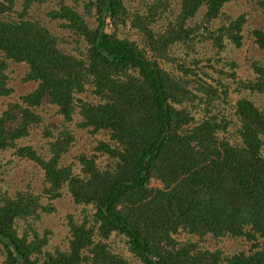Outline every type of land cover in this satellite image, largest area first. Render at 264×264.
I'll list each match as a JSON object with an SVG mask.
<instances>
[{"label":"trees","instance_id":"1","mask_svg":"<svg viewBox=\"0 0 264 264\" xmlns=\"http://www.w3.org/2000/svg\"><path fill=\"white\" fill-rule=\"evenodd\" d=\"M47 1L0 0V155L14 149L46 178L41 188L28 182L0 195V264H136L114 238L139 264H264V55L251 58L252 74H239L229 51L242 47L247 18L225 10L242 0H182L178 12L169 0H149L131 13L125 0H58L46 16L75 37L79 46L69 52L31 12ZM245 1L264 13V0ZM121 27L143 34L145 46L121 37ZM251 31L264 50V25ZM188 50L210 56L191 59ZM10 62L23 65L24 83H35L21 102L6 100ZM196 100L205 113L192 112ZM44 101L64 117L44 125L49 159L21 145L41 124ZM76 113L77 127L100 134L94 150L103 155L77 150L74 170L75 160L62 157L76 144L66 126ZM65 190L85 207L81 222L68 214L69 247L45 252L47 235L34 224L56 205L40 197ZM181 233L187 237L178 240ZM206 239L225 247L210 249Z\"/></svg>","mask_w":264,"mask_h":264},{"label":"rangeland","instance_id":"2","mask_svg":"<svg viewBox=\"0 0 264 264\" xmlns=\"http://www.w3.org/2000/svg\"><path fill=\"white\" fill-rule=\"evenodd\" d=\"M21 1V0H19ZM55 1L58 0H48L47 2H44L43 5H33L31 12L34 13V18L39 19L41 22H43L44 26L49 29V31L56 37L60 38L62 40L61 44L64 46L65 49H67L69 46L71 47H78L79 44L75 43L73 40L75 37L71 34H69V31L63 28L61 25V20H52L49 19L46 14L51 10L52 8H56ZM149 2V0H125V7L128 9V11L131 13L133 11L139 10L140 12H144L146 9V5ZM170 4L173 6V8L178 12L181 8V2L182 0H169ZM80 11H82V8L79 7ZM231 9L230 13L234 16L240 15L244 13L247 18V22L244 24V32L245 37L243 40V45L241 48H233L232 51H229V55L231 59H237V62L239 64V74L250 75L252 74V71L250 69V63L251 58H259L264 55V50H261L258 44H255L253 41L255 38L251 35L253 28H259L263 27L264 25V13H262L261 9L257 7V5L254 4V1H248L246 3L245 0H242L240 3H236L234 1L230 2L226 5L225 10ZM205 11V7L203 6L200 9V15L195 19L198 20ZM85 19L88 23H90L91 27L97 26V20L94 18V16H90L89 14L85 15ZM192 23V21H191ZM120 35L121 37H126L128 39L134 40L137 43H139L142 47L145 46V39L143 34L141 36L137 35L136 31L133 29H128V27H121L120 28ZM174 47V46H173ZM172 47V49H173ZM178 48V47H177ZM171 49V50H172ZM198 50V44L197 48ZM76 53V52H75ZM188 55L192 59L196 58L197 56L201 57L203 61L206 57L210 56V53L207 52V50H202V53L198 54L194 51L188 50ZM221 63L218 65L220 66ZM9 66V72H10V86L13 88V92L11 95H9L6 100L7 101H19L21 102V96L24 94H27L31 92L34 87V82L24 83L22 81V75L24 71L23 65H20L15 62L8 63ZM211 76L217 77L218 75L211 71ZM230 91V88H229ZM234 97H236L235 94H233ZM262 96L260 95V98ZM90 100H93L92 97H90ZM259 98V99H260ZM1 101V99H0ZM261 103L260 101H258ZM5 104L3 102H0V114L2 109L4 108ZM205 107L200 100H196L191 105V109L193 113H205L202 112V109ZM56 108L50 105L48 102L44 101L43 106L40 108L39 112L43 116V120L41 121V124L37 127H33L30 130V134L23 138L21 141V145H32L33 148L45 159H49L51 157L50 152V145L49 142L51 138H46L42 133L44 129V125H47L50 121L56 122L58 125H61L64 121V117L62 115H56ZM81 120V117L79 114H74L73 120L66 123V126L71 129L76 136V144L74 147H72L71 152L70 150L63 155L62 161L65 163H70L73 159L75 160L76 166L74 167V170L77 169L78 165V159H75L74 155L77 150H81L83 153H94L99 155H103L102 152L95 151L94 146H97L96 141L98 138H100L99 133H95L94 135L89 132L92 128H79L77 127L78 122ZM62 121V122H61ZM51 129V127H48ZM1 162L4 164L6 161L10 162V159H13L10 166L2 165L0 166V195L8 193L9 195L13 194L15 191L22 189L24 190L28 184V182L31 183L33 189H37L38 187L41 188V184L46 181L45 178V171L36 163L31 160H29L26 157H19L14 156V149H9L8 151L2 153L0 155ZM62 161H60V165H65ZM100 161L106 164V157L102 156L100 157ZM3 169V170H2ZM48 185V183L46 182ZM154 186H159L160 184L157 182L153 183ZM31 192L35 193L33 190ZM63 195L61 197L56 198L55 200H51L50 196L48 194L42 193L40 197V202L43 203V205H49V204H55L56 210L53 212H45L41 214V218L34 224L40 233H45L47 235V244L43 246V249L49 252H54L56 250H63L67 249L69 246V241L71 238V232L68 227H66V221L64 220L65 217H67L68 214H73V218L81 222L79 217L83 215L84 206L74 203L73 198L69 191H64L62 193ZM90 208V207H88ZM91 210V209H90ZM41 212V211H40ZM25 221L23 219H18L16 223V228L18 230V233L20 235H24L26 232V225ZM193 236V235H192ZM117 237V236H116ZM187 235L185 233H181L177 235L178 240L186 238ZM230 237V236H229ZM116 241L113 242V246L118 250V252L124 253L125 256L129 257L130 260L133 263L139 264V259L135 256H133L127 249L128 246L125 244V242H122L119 238H114ZM226 242L229 245H234L235 240L234 238H227ZM213 240V239H212ZM237 241L241 242L244 245H249L248 242H246L243 238H236ZM238 242V247H242L241 244ZM205 245L208 246V248L213 249L214 245L224 246L222 242L218 243V240L210 241L206 239ZM225 247V246H224ZM222 248V247H220ZM228 255V254H227ZM43 255H41L42 257ZM3 256L0 253V261L3 260ZM226 264V263H225Z\"/></svg>","mask_w":264,"mask_h":264},{"label":"clouds","instance_id":"3","mask_svg":"<svg viewBox=\"0 0 264 264\" xmlns=\"http://www.w3.org/2000/svg\"><path fill=\"white\" fill-rule=\"evenodd\" d=\"M152 185H153V184H152ZM40 203H41V202H40ZM42 204H43V203H42ZM42 213H45V212L42 211L41 214H42Z\"/></svg>","mask_w":264,"mask_h":264}]
</instances>
